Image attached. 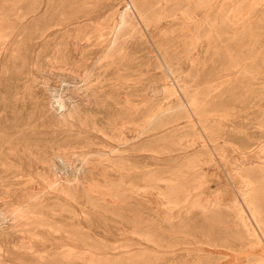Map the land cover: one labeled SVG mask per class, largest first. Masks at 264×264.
<instances>
[{
    "label": "rangeland",
    "instance_id": "374dc122",
    "mask_svg": "<svg viewBox=\"0 0 264 264\" xmlns=\"http://www.w3.org/2000/svg\"><path fill=\"white\" fill-rule=\"evenodd\" d=\"M218 3L223 6L231 5L230 0H223V2L136 0L135 5L148 17L145 22L131 19L137 27L136 31L131 36L124 35L122 40H126L122 51L111 56L105 45L106 38L110 36L108 27L114 25L117 19L115 16L126 8L128 0H0V24L5 22L9 29L14 27L11 35L0 42V120L6 122L13 120L12 113L9 111L10 99L15 100L16 105L20 106V113L26 114L35 109L32 107L35 103H48L51 100L49 93L58 91L59 105L67 104L68 100L79 107L94 105L96 109L94 117L97 119L96 127L99 130L91 129L73 135L71 138L83 139L85 135L92 133L90 146L93 149L105 150L108 149L107 145L110 142L107 136L109 128L106 127L109 112L106 107L114 100L121 101V95H123L121 93L125 89L123 85L130 84L148 90H153L152 87L156 88L154 99L157 105L167 104V102L175 103L178 100L177 95L181 97L183 90L187 88L189 93L196 95L195 98L201 102L198 112L191 111L188 114L181 112L179 126L169 131V134L166 130H160L155 135L154 142L157 150H172V158L168 161L162 159L165 156L164 153H159L161 169H175L179 162V150L176 147L185 141V138L190 137L189 142L192 143L186 153L199 152L202 157L205 153L202 149V137L197 138L198 140L194 138L198 134L202 135V125L206 127V133L211 137L215 134L221 135L220 131H225L226 128L227 133L231 134L227 140L223 137L217 138L214 142L216 157L213 155V161L203 163L209 179L207 193L210 196L192 194L191 196L194 197L190 198L192 204L182 201L172 209L173 215L175 214L173 220L180 218L181 223L166 224L163 221V215L168 211L158 203L160 199L157 198L156 201H158L154 203L157 209L155 220L157 219L158 230L170 232L172 236L183 235L182 237L187 239L168 248V251L172 249L177 252L186 251L184 255L180 254L181 258L179 256L177 257L179 259H168L162 253L152 250L143 251L144 253L134 258H126L124 248H119V250H111L115 252L113 254L116 255V259H99L93 264H264V244L262 243L264 241H256L253 237L245 239L244 231L233 225L231 219L233 215L229 209L224 207L218 211L208 204V201L214 198L228 201L231 197H236L235 187L241 186L242 179L234 171L231 170V172L230 168L236 164L237 159L264 155V148H262L264 137H261L264 133V7L255 15L244 19L239 27L237 25L233 28L229 25L228 19L223 21L219 16L221 8H217ZM32 7L36 8L35 11H30ZM156 12H163L164 15L157 22L158 24L152 21ZM44 20L50 23L53 21L61 23L40 32L43 26H47L45 23L40 25V22ZM194 24L196 26L193 29ZM35 27H39V30L33 32ZM128 27L126 26L122 32H127ZM81 29V33H85V36L76 42L74 37ZM61 44L62 49L56 51L55 48L59 49ZM161 51H166L167 55L172 57L169 65L171 71L160 63ZM235 55L236 58H233ZM145 59H148L147 62ZM112 60L119 62L115 63ZM150 74L155 75L152 77L156 79L154 80ZM176 85L178 86L176 93L164 97L165 89L174 88ZM118 91L120 95L114 98L112 94ZM139 98V96L134 97V99ZM146 104L143 101L141 107H145ZM202 109L205 111L202 112ZM50 113L52 112L48 111L46 114ZM42 117L41 120H43ZM240 140L244 145L240 144ZM250 142L254 144L250 145ZM74 145L81 146L79 143ZM68 148L76 149L74 146L61 145V149L68 150ZM91 157L96 155L92 154ZM94 163L96 161L79 172L77 178H73L67 167L63 168V165L57 166V170H61L57 174L62 181L70 179L81 186L92 181L102 184L104 176L100 173L99 163ZM255 165L257 169L252 167L251 177L264 210V167ZM106 172L107 178H113L118 173L111 167H107ZM24 173L27 171L20 168L0 167V176H4L2 179L4 184L0 185V220H2V227H7L5 230L10 239L9 246L5 241L0 243V259H3L1 260L3 264L30 262V260L21 262L17 257L6 255L7 249L15 252L19 250L18 246L21 243L19 236L23 235L24 231L22 226L15 225V220L10 219L9 215L3 211L2 205L7 189H19L22 186L21 183H12V180L17 182L16 180L20 178L26 179L27 176L23 175ZM37 186L39 192H44L43 196L53 195L48 189H44L41 183ZM218 187L219 190L216 191ZM210 191L215 193L211 194ZM75 206L80 212V206ZM179 207L181 212L176 213L180 211ZM95 216L100 217L98 213ZM79 219L91 232L98 235L104 234L102 227L94 221L95 219L90 225L81 215ZM114 224L118 226L119 222ZM108 242L118 243L114 236H109ZM137 249V247L133 248L134 252ZM49 250V246H43L39 252L32 250V254L37 256ZM220 251L226 253V256L220 257ZM50 259L53 258L39 259L38 264H52Z\"/></svg>",
    "mask_w": 264,
    "mask_h": 264
},
{
    "label": "bare ground",
    "instance_id": "6f19581e",
    "mask_svg": "<svg viewBox=\"0 0 264 264\" xmlns=\"http://www.w3.org/2000/svg\"><path fill=\"white\" fill-rule=\"evenodd\" d=\"M135 1L128 0L126 8L117 13L118 15L116 14L117 16L115 17L117 19L114 25L108 27L110 36L106 38L105 45L109 51L108 54L111 56L122 51L126 40H122V37L124 35L131 36L136 31L137 27L131 19L145 22L148 17L135 5ZM230 1L231 5L223 6L218 3L216 6L221 8L219 15L221 19L223 21L228 19L229 25L233 28L237 25L239 27V24L244 19L255 15L264 7V0ZM217 2H223V0H217ZM35 9V7H32L30 11H35ZM163 17V12H156L153 19H151L158 24L157 22ZM43 23L47 24V26H43L40 32H44L50 29L51 26L61 22L53 21V23H50V21L44 20L40 22V25ZM126 26H129L127 32H122ZM195 26L196 24H194L193 29ZM13 28L9 29L5 22L0 24V42L11 35L12 31H14ZM38 28L35 27L32 31L35 32V30H39ZM81 31L82 29L74 37L76 42L85 36V33H81ZM58 48H55V50H61L62 44ZM161 52L160 63L171 71L169 65L172 57H169L166 51ZM233 58H236V55ZM112 61L115 63L119 62ZM244 71L246 72V70ZM152 78L154 79V77ZM207 84L209 85V83ZM123 88L125 89L121 93L123 94L121 95L122 100H114L106 107L109 112V120L106 127L107 129L109 128L107 136L110 138V142L107 145L108 149L105 150L100 148L93 149L90 146L92 133H88L83 139L71 138L73 135H78L91 129L99 130L96 127L97 119L94 117V112L96 113L94 105L79 107L76 103L69 100L67 104L59 105L58 99L60 95L58 91H52L49 93L51 100L48 103L37 102L32 106L35 109L25 114L20 113V106L16 105L15 100L10 99L9 111L12 113L11 118L13 120L7 122L0 120V167L3 169L16 167L26 170L27 173L23 175H26L27 178H20L16 180L17 182L13 179L12 183H21L22 186L19 189H7L3 196V211L9 215L10 219L15 220V225L22 226L24 231V234L19 236L21 237V243L18 246L19 250L15 252L7 249V256L17 257L21 262L30 260L27 264H38L39 259L49 258H53L52 260L50 259L52 264H93L99 259H116V255L113 254L115 252L111 250H119V248H124L123 251L126 254V258H134L146 250L158 251L168 259L172 258V260L179 256L181 258L180 254L184 255L186 251L177 252L175 249L168 251V248L185 242L187 239L182 237L183 235L172 236L170 232L165 233L160 232L162 230H158L157 219L155 220L157 209L154 203L158 201H156L157 198L160 199L158 203L168 211L163 215V221L166 224L181 223L180 218L173 220L175 214L173 215L172 209L177 207L182 201L192 204L193 202L190 199L192 194L196 196L201 194L208 195L209 179L207 178L206 170L203 168V163L214 160L213 155H215L216 150V143L214 144V142L217 138L223 137L227 140L231 134L227 133L226 128L225 131H220L222 132L221 135L215 134V136L211 137L206 133V127L202 125V135L198 134L194 137L195 139L202 137V149L205 151L202 157L199 152L186 153L187 148L192 143L189 142L190 137L189 139L185 138V141H182L176 147L179 150V162L175 169H161L159 168L161 164L159 153H164L165 156L162 159L168 161L172 158V150H157L154 142L155 135L160 130H166L169 134V131L179 126L178 120L181 117L179 114L181 112L187 114L191 111L198 112L201 102L195 98L196 95L189 93L188 88L183 90L181 97L177 95L178 100L175 103L167 102V104L159 105L154 99L156 95V88L154 89V87H152L153 90H148L147 88H139L127 84L123 85ZM177 88V85L171 89L166 88L164 97L175 94ZM119 95L120 91L112 94L114 98ZM136 96L140 98L134 99ZM10 97H13V95H10ZM143 101L147 103L145 107H141ZM48 111L52 113L46 114ZM203 111L205 109H202ZM41 117L43 120L40 119ZM161 117L162 120H160ZM235 125L238 126L237 124ZM261 137H264V133L261 134ZM243 141L240 140V144ZM76 143L81 144V146L74 145ZM250 143L248 144H254V142ZM61 145L74 146L76 149L68 148V150H64L61 149ZM262 148H264V144ZM92 154L96 155V157H91ZM95 161L99 163L100 173L104 176L102 184L92 181L87 185L81 186L70 179L64 182L57 174L58 171H61L57 170V166L63 165V168L67 167L66 169L70 171L73 178H77L79 172L88 168ZM235 162L236 164L230 168V171H234L242 179V182L238 181L241 182V186L239 188L235 187L236 197H231L228 201H223L222 198L221 200L214 198L209 200L208 204L218 211L224 207L229 209L233 215V218H231L233 225L237 229L244 231L243 237L245 239L248 240L249 237H253L256 241H264V210L261 207L257 188L254 186V181L251 177L252 167H256L255 164L264 167V155L239 158ZM107 167L118 171L115 177H106ZM3 177V175L0 176V185L4 184ZM40 183L44 189H48L53 195L49 197L43 196L44 192L38 191L39 187L37 185ZM217 190H219V187ZM209 193L214 194L215 192L210 191ZM75 205L80 206V212L76 210ZM179 212L181 210L176 213ZM97 213L100 217L95 216ZM80 215L84 217L88 225L95 219L94 221H97L98 225L102 227L104 234L98 235L91 232L80 221ZM1 222L2 220H0V243L5 241L6 245L9 246L10 239L7 237L8 232L5 230L7 227H2ZM117 222H119V225L115 226L114 223ZM109 236H114L118 243H109ZM262 243L264 244V242ZM43 246H49L50 250L37 256L32 254V250L33 252H39ZM135 247L139 250L137 249L134 252L133 248ZM219 254L220 257L226 256V253L222 251ZM1 260L3 259H0V264H3Z\"/></svg>",
    "mask_w": 264,
    "mask_h": 264
}]
</instances>
